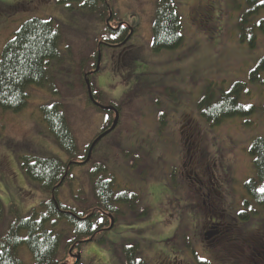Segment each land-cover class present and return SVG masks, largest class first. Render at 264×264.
<instances>
[{"label":"rangeland","instance_id":"obj_1","mask_svg":"<svg viewBox=\"0 0 264 264\" xmlns=\"http://www.w3.org/2000/svg\"><path fill=\"white\" fill-rule=\"evenodd\" d=\"M157 2L113 0L116 16L111 20L109 13L106 17L108 30L95 15L77 9L78 4L68 10L57 0H0V10H4L0 11V53L31 18L51 20L61 36L59 60L47 66L51 78L47 87L29 86L27 105L20 112L0 111V202L4 209L0 234L13 219L11 208L26 217L51 200L26 176L22 158L68 160L40 118V108L55 103L62 105L82 158L101 129L111 127L116 110L118 117L116 127L99 141L89 162L72 166L57 190L54 201L65 216L96 212L100 217L93 222L100 230L80 240L78 250L65 216L56 218L53 226L47 224L48 229L63 232L65 245L61 244L58 258L65 264L75 262V257L80 264H162L164 253L178 257L179 264H191L193 249L199 256L194 214L204 208L205 192L188 178L193 165L186 152L190 149L192 154V142L204 152L207 165L212 161L222 170L220 196L228 207L235 203L236 209L257 211L245 221L244 214H238L241 227L237 232L248 235L264 230V210L255 206L244 187L256 176L251 145L255 138H264V114L257 108L264 103V70L261 82L249 80L250 72L264 58V7L249 14L245 0H175L184 43L177 50L153 53ZM259 4L264 6V0ZM244 19L248 22L241 27ZM125 27L130 32L121 40ZM85 80L94 93L99 96L100 92L97 106L105 110L89 104L92 96L87 97ZM237 81L247 86L241 103L256 106L255 112L211 127L197 108L207 86H214L218 93ZM107 117L112 118L110 123ZM99 163L114 175L113 194H134L131 207L118 204L117 195L110 206L99 204L90 180ZM214 188L218 190L217 185ZM247 239L239 235L245 250ZM257 240L264 243V234ZM229 250L234 249L222 244V264L228 261L225 251ZM19 256L25 264H33L26 247L20 248Z\"/></svg>","mask_w":264,"mask_h":264},{"label":"trees","instance_id":"obj_2","mask_svg":"<svg viewBox=\"0 0 264 264\" xmlns=\"http://www.w3.org/2000/svg\"><path fill=\"white\" fill-rule=\"evenodd\" d=\"M245 1L250 7L249 14L258 13L264 7L259 4V0ZM57 2L68 7V10H73L74 4H78L79 8L77 9L84 14L95 15L108 30L110 28L106 17L109 13L113 16L111 20L116 16L113 10V0H57ZM247 22V19H244L241 27H244L243 25H246ZM182 29V20L175 0H158L152 24V52L160 53L179 49L184 43ZM129 32V28H123L121 40L127 37ZM60 41L61 36L57 26L51 20L38 18H31L22 23L13 37L7 40L0 53V111L20 112L27 105V88L29 86L47 87L51 80L48 77L47 66L53 59L59 60ZM254 41V37H252L251 46H254ZM96 59L94 63H96ZM92 68H95V64L92 65ZM263 70L264 58L250 72V82L255 84L261 82L260 73ZM85 86L84 84V88H86ZM211 87L212 85L207 86L197 105L200 115L211 127L220 125L226 119L245 117L255 112L256 106H244L241 103V94L246 91V83L237 81L228 91L219 89L218 93L214 90V86L213 89ZM92 95L96 101L100 93L98 96L92 91ZM88 101L91 104V101ZM257 108L264 114V103ZM40 118L55 144L67 155L68 160L62 162L57 158H22V168L26 176L38 183L40 188L51 196V200L41 205L40 208L33 209L31 214L26 217L21 216L14 208L10 209L13 219L8 225L7 231L0 234V264H25L19 256L22 246L26 247L32 255L33 264H65L63 258H58L61 244L65 245V241L62 243L63 232L48 229L47 224L51 223L53 226L57 223L56 218L61 220V216H65V212L63 213L62 208L56 206V201H54L57 190L69 174L74 162L84 160L85 157H81L82 154H80L75 138L69 129L61 104L55 103L41 107ZM111 119L107 117L106 122L110 123ZM250 155L253 158L256 176L245 183L244 187L255 206L264 210V193L260 192V189L264 188V138H255L250 148ZM201 161L206 162L204 155ZM95 166L94 175H90L91 184L99 199V204L107 207L110 206L111 198L114 197V175L107 171L103 164ZM116 199L118 204L131 207L129 203L134 201L135 197L134 194L125 192L118 194ZM248 208L249 210H245L243 213L245 217L257 213L250 207ZM3 214L4 209L0 202V221ZM98 216L96 212L84 215V217L74 213L65 216L74 234L72 243H74L75 250L79 249L80 240L90 238L100 230L97 226H93V221L97 222L100 218ZM245 217L242 219L243 221L246 220ZM98 224L103 225L104 222ZM70 247V244L68 247L65 246L66 249ZM72 264L80 263L73 262Z\"/></svg>","mask_w":264,"mask_h":264},{"label":"flooded vegetation","instance_id":"obj_3","mask_svg":"<svg viewBox=\"0 0 264 264\" xmlns=\"http://www.w3.org/2000/svg\"><path fill=\"white\" fill-rule=\"evenodd\" d=\"M190 144L193 150H191L192 154L190 153V149H187L186 153L188 155V162L192 164L193 167L189 171V175H187L192 183L198 185L197 190H205L202 194L204 197L202 199V206H204V208H201L194 214L195 224L198 222L197 225H195V230L199 237V239L196 238L199 256L193 249L191 264H193V262L195 264H222V244H226L230 249H234L225 251V255L229 257L226 264H260L264 262V243L258 244L257 240V238H261L264 234V230L260 231V233L254 230L248 235L237 232L239 226L241 227L238 220L239 211L236 209L237 205L235 203L233 206L230 204L232 206L230 209L224 201V197L221 198L222 195L220 196L223 188L222 170L219 172L214 162L207 165L205 162L201 161L204 152L198 144H193V142ZM182 164L184 168L186 163L183 162ZM195 164L196 167L194 168ZM214 185H217L218 190L214 188ZM249 217L250 216L245 219L248 220ZM239 235L242 236L243 239L249 237V239L245 241H248V249L245 250L243 247H240L238 242ZM230 240L232 242H230ZM218 253L220 255H218ZM215 258H220V261L217 262ZM178 259V257L171 255L166 256L164 253L162 264H179Z\"/></svg>","mask_w":264,"mask_h":264},{"label":"water","instance_id":"obj_4","mask_svg":"<svg viewBox=\"0 0 264 264\" xmlns=\"http://www.w3.org/2000/svg\"><path fill=\"white\" fill-rule=\"evenodd\" d=\"M87 87H88V92H89V94H90V89H89V85L87 84ZM91 97V96H90ZM93 103H95V102H93ZM95 105H97L96 103H95ZM105 109V108H104ZM117 119H118V117H117V114H116V116H115V120H114V123H113V125L108 129V130H106L104 133H102V134H100L93 142H92V144H91V146H90V148H89V151H88V157H87V160L85 161V163L89 160V158H90V155H91V152H92V149L94 148V146L103 138V137H105L106 135H108L111 131H113L114 130V128L116 127V123H117ZM79 258L77 257V260H78Z\"/></svg>","mask_w":264,"mask_h":264},{"label":"snow or ice","instance_id":"obj_5","mask_svg":"<svg viewBox=\"0 0 264 264\" xmlns=\"http://www.w3.org/2000/svg\"><path fill=\"white\" fill-rule=\"evenodd\" d=\"M260 192H261V193H264V188L260 189Z\"/></svg>","mask_w":264,"mask_h":264}]
</instances>
